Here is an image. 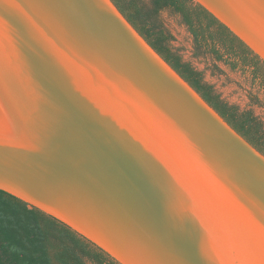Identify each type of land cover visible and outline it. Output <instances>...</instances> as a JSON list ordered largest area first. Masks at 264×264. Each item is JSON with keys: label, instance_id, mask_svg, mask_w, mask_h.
Instances as JSON below:
<instances>
[{"label": "water", "instance_id": "1", "mask_svg": "<svg viewBox=\"0 0 264 264\" xmlns=\"http://www.w3.org/2000/svg\"><path fill=\"white\" fill-rule=\"evenodd\" d=\"M264 61V0H193ZM0 189L119 264H264V153L113 0H0Z\"/></svg>", "mask_w": 264, "mask_h": 264}, {"label": "trees", "instance_id": "2", "mask_svg": "<svg viewBox=\"0 0 264 264\" xmlns=\"http://www.w3.org/2000/svg\"><path fill=\"white\" fill-rule=\"evenodd\" d=\"M151 46L195 88L219 114L264 153V130L249 110L228 104L202 80L201 73L173 52L168 34L151 22L167 8L178 14L195 46L231 67H251L264 90V61L225 25L193 0H150L145 10L138 0H113ZM119 264L100 247L69 226L0 189V264Z\"/></svg>", "mask_w": 264, "mask_h": 264}, {"label": "rangeland", "instance_id": "3", "mask_svg": "<svg viewBox=\"0 0 264 264\" xmlns=\"http://www.w3.org/2000/svg\"><path fill=\"white\" fill-rule=\"evenodd\" d=\"M138 2L145 10L152 7L150 0ZM150 21L168 34L167 44L171 50L177 53L182 61L188 62L199 71L202 80L211 85L221 99L236 106L240 111H251L264 130V90L252 77L251 67L233 68L224 60H217L211 54L198 49L181 17L170 9L159 10Z\"/></svg>", "mask_w": 264, "mask_h": 264}]
</instances>
